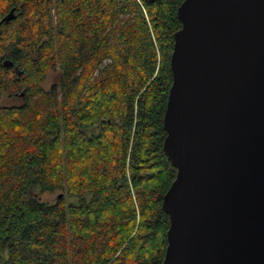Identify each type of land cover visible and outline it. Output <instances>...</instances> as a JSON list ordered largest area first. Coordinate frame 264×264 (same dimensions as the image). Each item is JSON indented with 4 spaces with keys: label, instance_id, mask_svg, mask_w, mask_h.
I'll return each instance as SVG.
<instances>
[{
    "label": "trees",
    "instance_id": "1",
    "mask_svg": "<svg viewBox=\"0 0 264 264\" xmlns=\"http://www.w3.org/2000/svg\"><path fill=\"white\" fill-rule=\"evenodd\" d=\"M180 1L0 0V264H160Z\"/></svg>",
    "mask_w": 264,
    "mask_h": 264
},
{
    "label": "water",
    "instance_id": "2",
    "mask_svg": "<svg viewBox=\"0 0 264 264\" xmlns=\"http://www.w3.org/2000/svg\"><path fill=\"white\" fill-rule=\"evenodd\" d=\"M176 15L160 264H264V0H181Z\"/></svg>",
    "mask_w": 264,
    "mask_h": 264
},
{
    "label": "rangeland",
    "instance_id": "3",
    "mask_svg": "<svg viewBox=\"0 0 264 264\" xmlns=\"http://www.w3.org/2000/svg\"><path fill=\"white\" fill-rule=\"evenodd\" d=\"M55 80V71H47L44 78H43V81H42V86L47 88L50 86V84ZM18 101V97L16 95H10V94H6L5 92L1 91L0 93V103L3 104V105H9V104H14ZM95 127L94 126H91V127H88L86 129V131H91V130H94ZM34 192L36 195H38V197L41 199V200H44L46 202H51L55 199L56 195L58 193L61 192V195H62V191L59 190V189H55L53 191H42V192H39L37 191V189H34ZM68 200H74V198H67L65 197V201H68ZM4 257V254L2 255V258Z\"/></svg>",
    "mask_w": 264,
    "mask_h": 264
}]
</instances>
